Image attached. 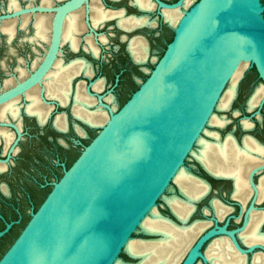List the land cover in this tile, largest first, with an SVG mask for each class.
Returning a JSON list of instances; mask_svg holds the SVG:
<instances>
[{"label": "water", "instance_id": "95a60500", "mask_svg": "<svg viewBox=\"0 0 264 264\" xmlns=\"http://www.w3.org/2000/svg\"><path fill=\"white\" fill-rule=\"evenodd\" d=\"M156 1L164 8L182 6L184 2ZM85 2L88 0H66L57 7L46 57L27 77L0 92V104L24 95L42 82L58 51L66 14ZM184 16L181 27L170 24L173 39L148 77L120 108L113 110L99 96V104L108 110L107 122L83 146L70 167L64 168L63 175L52 184L46 198L1 256L0 264H114L122 252L141 260V256L127 251L126 244L175 183L177 172L187 168L186 161L205 134L239 64L252 62L264 85L262 0H198L184 11ZM263 106L264 97L257 114ZM10 125L17 130L18 141L22 132L15 124ZM248 137L264 147L248 133L241 141L235 137L236 143L244 147ZM263 170L264 163L249 173L254 193L243 225L229 230L228 223L220 226L213 218L215 226L197 237L179 264H195L199 258L203 264H210L202 248L218 235L230 236L235 248L245 256L256 249L264 253L263 244L244 248L236 236L247 227L251 212L258 209L254 175ZM205 183L210 189V184ZM180 195L185 197L181 190ZM169 209L175 219L162 214L165 218L188 225L191 215L184 221L170 205ZM12 225L13 222L6 224L0 239ZM144 233L161 237V233Z\"/></svg>", "mask_w": 264, "mask_h": 264}, {"label": "flooded vegetation", "instance_id": "af4514ba", "mask_svg": "<svg viewBox=\"0 0 264 264\" xmlns=\"http://www.w3.org/2000/svg\"><path fill=\"white\" fill-rule=\"evenodd\" d=\"M12 1L13 0H0V55L2 56L0 57V73L3 74V77L0 81V92L11 87L18 80L27 77L43 62L51 45L52 30L55 16L57 13V7L60 4L64 3L66 0H14L16 2L15 5L12 3ZM121 1L123 3V0H89L88 9L87 4L85 2L81 8L68 12L63 21L58 51L46 75L44 76V80L42 81V83L36 84V86L26 91L24 95L14 97L9 101L0 104V167H2V169H0V231L6 227L7 223L13 222V225L9 232L6 233L0 239V245H2L7 238L14 235L17 232V227L23 224L24 221H26L25 208L24 203L22 201L25 199L27 202H29L32 207V210L30 211V219L31 213L38 209L40 204L43 202V200L46 198V196L52 189V184L58 181L63 175L64 168H69L70 165L74 162V160L78 157V155L77 157H75V153L73 150V148L78 143L76 141L77 139H74L75 137L72 139V137L74 136L73 133L75 132L80 138L83 137L82 134H88L85 126L100 127L90 125L75 115L74 106L76 94L78 92V85L80 83L83 84L84 95L88 100L92 102V104L86 108V111L91 114L99 110L105 112L108 115L107 111L102 109L99 104V96H101L102 100L108 103L110 106L113 107V105H116L118 107L115 91L123 84L122 76L128 71V68L130 66L136 68L139 66L140 69H143L144 67L142 68V66L148 60L151 54V44L149 38L143 35L130 36V33L141 27L156 26L159 28L156 37H158L159 39L167 38L170 36V32H173V29L171 28L170 23L168 22L165 16V11L179 10V12L181 11V16L183 14V11L181 9H165L164 7H160L156 0H144L147 4L152 5L151 9L142 8L137 3V0H129V2H127V5L124 6L111 5V2L120 3ZM161 1L168 4H173L179 0ZM262 2L264 4V0H262ZM186 3L187 0L185 2V5ZM181 7L184 8L183 5ZM31 8H37V10L23 11L25 9ZM132 8L136 9L140 13L130 12V9ZM99 11L106 12L108 15L107 18H100ZM72 15H75V19H73L75 22L70 24V18ZM127 18H148L149 23L137 26L132 29H126L120 25L119 21ZM111 22L113 23V27L111 28L115 29L116 31H119V33L109 32L107 36L108 38L116 36L119 40V46H110L113 55L116 56H110V58H108L105 56L107 47L104 46V42L107 41V36H105L103 34V31H100L99 29L102 26H106ZM6 23L13 24L14 32L10 33L4 30V25ZM137 38H140L147 47L148 54L145 62L137 61L131 52V41ZM122 42H125L126 44L124 50L121 46ZM60 70H76L78 72V74L71 78V81L66 89L68 91V97L66 103L64 104L58 97L49 94L45 85V80L47 79L48 75L51 72H56ZM87 71L89 72L87 73ZM97 71L105 72L106 74L96 76L94 79H89L91 75L96 74ZM21 73H25L26 75L24 77H21ZM112 73H114V77L113 83L110 85L109 82ZM11 80H13V82H11ZM8 81H10L11 83H8ZM34 88L38 89L36 95L38 98L39 105L33 107L32 111L39 110V112L28 111V106L31 104V99L27 97V93ZM88 88L93 94L89 92ZM237 94L238 93L236 92V95ZM17 99L19 100L17 102H14ZM60 107H70V110L68 112L60 111ZM247 109L249 110L248 102ZM40 112L42 113L41 120L39 117ZM58 117H63L65 119L67 125L64 129H61L57 126L56 121ZM245 118L250 119L247 116ZM71 119H73V121H71ZM11 123L15 124L22 132V136L18 141V132L13 126L10 125ZM76 123H79V125L81 126H77ZM245 129L248 128L245 127ZM65 133L67 135H65ZM216 133L219 136V133ZM231 133L232 136H229L234 141L235 145L239 148H244L236 144L234 138H237V136L233 132ZM59 134L68 137L70 136V138L66 140L62 137H58ZM228 134L225 136H222L220 134L219 137L221 138V140L219 138L217 139L214 137V140H207H218L220 143H223L225 142L227 137H229ZM10 135L11 140L8 141V136ZM254 137L257 138L256 136ZM25 139H31V141L36 142V145L32 148V151H34L36 154H39V157L41 158L42 162L33 160L35 164H39L43 169H45L43 166V161H46V165H49L50 169H54L52 173H49L48 168H46L43 173H40L36 176H34L33 172L31 173L22 171L21 173L23 178L20 177V175L15 176L12 180L8 178L12 175L14 167L15 169L18 168V164H14L12 156L18 151L23 152V150L21 149V144ZM241 139H238V141H241ZM257 139L262 142L259 138ZM43 141L49 144V147L51 148H57V150L61 152H67L68 156L64 158L61 155H55L53 160H46L44 157L45 151L40 149L43 147L41 145ZM262 143L264 144V142ZM2 151L5 153L4 155L2 154ZM29 156L30 158L32 157L31 154H29ZM198 160L199 159L196 157V161L200 166L199 174H196L192 171L190 172L193 175L195 174V176L197 177V181L203 183V186L206 188V192L202 197H200V199H197L195 201V207L197 206L196 203L206 197L209 193H218L219 183L222 184L221 186H223V188H226V185L231 184L232 189L229 193V197L231 200L234 201L233 203L237 204L240 207L237 214L232 213L235 206L226 203L220 198L212 199L210 204L212 207V211L214 212V218L218 220V224L220 223V220L225 218L224 223L219 224L220 226L224 225L225 223H228L227 229L229 230L241 227L244 222L245 212L251 203L252 195L254 193H252L253 188L251 189L252 186L250 184L249 177L246 178V182L248 188L251 191V194L247 201H243L234 196L236 185L234 189V179H232L233 177L230 178L226 176H215V174L212 175L213 173L211 172L212 174H210ZM12 162L15 166L10 168V164H12ZM58 168L62 169L61 175L56 170ZM203 173L207 175L208 179L203 177ZM52 174L56 175V180L54 181L51 180ZM262 174H264V170L254 175V181L257 187H259V190L262 179H259V176ZM205 181L210 184V189L208 188V191ZM21 182H23L27 186V190L22 192V194L18 197L13 185L16 183L20 184ZM48 188H50V190L46 192V189ZM224 194L226 195V193ZM16 198H20V202H17ZM263 199L264 197L261 199L260 192V202ZM260 202L257 200L256 206L258 207V211L252 213L249 223L251 222V218L253 215L262 212L264 213V206H260ZM217 203L222 206V212H225L222 217L219 216L216 211L215 205ZM241 207H243L242 213ZM207 211L208 209H204V212ZM172 218L175 219L173 215ZM29 219L26 221L23 228L25 227ZM195 221V223L209 222V224L205 227L204 230H206V228L208 230L214 227L216 224L215 221L211 222V220L206 219H196ZM232 221H235L236 223L240 222V224L236 227H233L231 225ZM248 227L249 224L244 231H240L241 233H236L240 245L244 248L257 244L264 245V243L261 242L247 244L243 240L241 235L248 230ZM260 227L261 228H259V234L264 235V217ZM204 230H202L201 233ZM21 231H19L17 236L20 234ZM221 236L224 237L223 235H218L207 241L203 246V251L208 250V246H210L214 241L222 238ZM16 237L14 238V240L16 239ZM197 237L195 239H197ZM224 238L227 240L228 249L233 253L237 254L239 258V264H264V253L261 249H256L254 250V252L249 253L245 257H242V255L238 251H235L229 239L227 237ZM209 260L212 264V260L210 258Z\"/></svg>", "mask_w": 264, "mask_h": 264}, {"label": "bare ground", "instance_id": "6f19581e", "mask_svg": "<svg viewBox=\"0 0 264 264\" xmlns=\"http://www.w3.org/2000/svg\"><path fill=\"white\" fill-rule=\"evenodd\" d=\"M50 1V0H44ZM196 0H186L183 2V7H166L165 9H181L183 14L181 16V11H165V16L168 22L171 25L181 27L184 19V11L190 7ZM89 2V0H88ZM87 4V9L89 8V3ZM12 3L15 5L16 2L13 0ZM137 3L142 8L151 9L152 5L147 4L144 0H137ZM83 6V5H82ZM81 6V7H82ZM79 7V8H81ZM77 8V9H79ZM75 9V10H77ZM51 10V9H50ZM100 18H107V13L104 11H99ZM18 14V13H16ZM75 15H72L70 18V24L74 23ZM120 25L126 29H132L137 26H141L149 23L148 18H127L119 21ZM4 30L8 32H14V26L11 23H6L4 25ZM130 49L135 59L139 62H145L147 59V47L140 38L134 39L131 41ZM153 61H156V57H153ZM247 65V61L241 62L237 69L235 70L232 78L227 86L226 90L222 94L219 102L218 108L227 109L229 108L234 96L237 92V83L243 73L244 67ZM89 71H87L88 73ZM78 74L76 70H60L56 72H51L47 79L45 80V85L49 94L58 97L62 103H66L68 97V91L66 90L71 78ZM26 74L21 73V77H24ZM44 80V79H43ZM42 80V81H43ZM13 82V80H11ZM8 81V83H11ZM42 83V82H41ZM40 83V84H41ZM36 86V85H35ZM33 88V87H32ZM37 88L32 89L27 93V97L31 99V104L28 106L29 112H39V110L32 111L33 107L39 105L37 98ZM83 84L78 85V92L76 94L74 113L75 115L93 126L104 125L108 118L105 112L96 111L94 113H88L86 108L92 104L90 100L84 95ZM26 93V92H25ZM21 96V95H19ZM249 99V110L255 108L264 97V85L257 87L255 92L251 95ZM17 99L14 102H17ZM101 106V105H100ZM102 109L106 110L101 106ZM113 110H116L118 107L116 105L111 106ZM40 120L42 119V113H39ZM44 120V119H43ZM249 120V119H245ZM250 121V120H249ZM244 121V126L246 128L252 127L251 121ZM57 126L61 129L66 127V121L63 117L57 118ZM227 123V118L225 116H217L216 113L212 115L209 120V124L224 126ZM205 133L214 138H219L221 140L220 133L219 136L216 132L210 131L207 128L204 130ZM232 134H228V136ZM214 137V138H213ZM234 138V136H233ZM252 138V137H251ZM248 138L245 140L244 148H239L235 145L234 141L229 137L225 142L220 143L217 141H210L202 136L198 140V149L192 151L193 154L205 165V167L217 176H226L233 177L235 179V193L234 196L243 201H247L250 197L251 191L247 186L246 178L249 177V171L259 165L264 163V147L262 148L259 143L257 144L253 139ZM11 140V135L8 136V141ZM235 140V138H234ZM236 142V140H235ZM237 144V143H236ZM238 145V144H237ZM239 146V145H238ZM2 169V167H0ZM186 167H182L174 177L175 183L180 188L181 192L185 197H180L177 195H172L166 197L167 202L172 207L175 214L182 220L186 221L189 218V215L193 212L195 208L194 201L202 197L206 188L203 186V183L197 181V177L193 175L190 171H186ZM206 184V183H205ZM207 191L208 185L206 184ZM251 187V186H250ZM252 189V187H251ZM260 192L261 199L264 197V176L261 179L260 190L258 187V201L260 202ZM253 193V189H252ZM216 211L219 216H223L225 212H222V206L217 203L215 205ZM258 210H253L250 214V217L253 212ZM264 213H258L252 216L251 222L249 224L248 230L243 233L241 236L247 244L254 243H264V235L259 234V228L262 223ZM250 221V218H249ZM209 224V222H200L192 224H175L171 220L165 218L157 208L152 210V212L144 218L141 223V227L144 231L150 233H161V237L157 239H140L134 240L131 238L127 244L126 249L133 255L141 256V260L137 263L124 262L121 259L117 260L114 264H179L189 248H191L196 237L201 233L202 230ZM248 226V225H247ZM247 228V227H246ZM245 228V229H246ZM244 229V230H245ZM242 230V231H244ZM241 231V232H242ZM240 232V233H241ZM227 237L232 243V239L228 235H223ZM222 237V236H221ZM222 237L214 241L208 250H206V256L212 260V264H239V258L237 254L233 253L228 249L227 240ZM235 251H238L242 257H245L238 249L235 248ZM208 258V260H209ZM210 261V260H209ZM202 264V263H200ZM211 264V262H210ZM256 264V263H255Z\"/></svg>", "mask_w": 264, "mask_h": 264}, {"label": "rangeland", "instance_id": "374dc122", "mask_svg": "<svg viewBox=\"0 0 264 264\" xmlns=\"http://www.w3.org/2000/svg\"><path fill=\"white\" fill-rule=\"evenodd\" d=\"M198 1V0H196ZM195 1V2H196ZM127 2H129V0H123L120 3H115V2H111V5L113 6H124L127 5ZM194 2V3H195ZM193 3V4H194ZM192 6V5H191ZM189 8V7H188ZM130 12L132 13H140L138 12L136 9L132 8L130 9ZM153 14V13H152ZM113 27V23H109L106 26H102L99 30L103 31V34L105 36L108 35L109 32H113V33H119V31H116L115 29L111 28ZM158 27H141L138 28L136 30H134L133 32L130 33L131 35H143L149 38L150 44H151V54L150 57L148 58V60L144 63V65L142 66L143 69H140V67L138 66L133 67L130 66L128 68V71L126 73H124V75L122 76V81L123 84L122 86H120L119 88L116 89L115 93H116V97H117V103H118V107H120L123 103L126 102V100L133 94V92L135 90L138 89L140 83L142 81H144L148 75L149 72L154 68L157 60L163 55L165 49L167 48L168 43L173 39L174 36V31L170 32V36L167 38H161L159 39L158 37H156V34L158 33ZM23 32V31H20ZM121 33V31H120ZM110 41V42H109ZM111 45H116L119 46V40L117 39L116 36H112L110 38H108L107 36V41L104 42V46H106V52H105V56L110 58V56L115 57L116 55H113V52L111 50ZM125 42L121 43V46L123 48V50L125 49ZM0 57H2L0 55ZM153 57H156V61H153ZM105 72H99L97 71L96 74L91 75V77L89 79H94L96 76H100V75H105ZM113 74H111V78H110V82L109 84L111 85L113 83ZM3 77V74L0 73V81ZM262 80L258 75V72L256 70V68L253 66L252 62H247V65L244 67L243 73L237 83V95L234 97V99L231 102V105L229 106V108L227 109H221L217 107V110L215 111L216 115L221 117V116H225L227 118V123L224 126H218V125H211L209 124L207 129L210 131H216L219 132L222 136L227 135L228 133L233 132L237 138L240 140L241 137L246 134V133H250L254 136H256L257 138H259L262 142H264V106L262 108H260V114H257V110H259L258 105L251 109L248 110L247 109V102L249 100L250 97H252L251 95L255 92V90L257 89V87L261 86ZM60 111H65L68 112L70 110V107H65V108H61L59 109ZM237 111V113H236ZM239 111V112H238ZM63 113V112H62ZM250 117V121L253 123V126L245 129L244 126V120L246 119L245 117ZM71 121H73V119H71ZM259 124V125H258ZM85 128L87 129V133L86 135H83V137H78L77 134L74 132L73 133V137L72 139H77L76 141L78 142L77 145L73 148L74 153H75V157H77V155L80 154V152L83 149L84 145H87L91 139L97 134V131L99 130V127H87L85 126ZM65 135H67L65 133ZM58 137H62L64 139H69L70 136H64L62 134H59ZM204 138L206 139H212V137L210 135H208L207 133L204 134ZM36 142L31 141V139H25L22 144H21V149L22 151H18L15 154H13L12 159L14 161V164H18V168L13 170V173L11 176H9V179H13L15 176L20 175V177H22V171L23 172H33L34 176L43 173V171L48 168L49 173H52L53 170L50 169L49 165H46L47 162L43 161V166L45 169H43L39 164H35V162L33 160H37V161H41V158L39 157V154H36L34 151H32V148L35 147ZM43 147L40 148L41 150L45 151V159H54L55 155H61L62 157L66 158L68 156L67 152H61L59 150H57V148H51L49 147V144H47L46 142H42L41 144ZM38 146V144H37ZM198 145L195 147V150L197 151L198 149ZM38 149V148H37ZM42 151V152H43ZM22 152V153H21ZM2 154L4 155L5 153L2 151ZM29 154L32 155V157L30 158ZM42 162V161H41ZM12 162V164H10V168L15 166ZM186 166H187V170L188 171H192L196 174H199L200 172V166L196 161V156L195 154H191L189 156V158L186 161ZM58 173H62V169H56ZM47 173V174H49ZM204 178L208 179L207 175L205 173L202 174ZM264 176V174L259 176V179H261ZM23 178V177H22ZM2 180V179H1ZM15 180V179H14ZM51 180L54 181L56 180V175L51 176ZM222 184H218L219 186V192L218 193H209L206 197H204L202 200H200L199 202L196 203V207L188 221L189 223H192L193 221H195L196 219H206V220H211L214 221V212L212 211V207H211V200L214 198H220L223 201H225L226 203L235 206L234 210L232 211L233 214H237L240 207L233 203L234 201L230 199L229 197V193L231 192L232 186L231 184L226 185V188H223V186H221ZM13 187L15 188L17 195L19 197V195L22 194V192L27 190V186L21 182L16 183L13 185ZM50 190V188L46 189V192H48ZM226 193V195L224 194ZM172 195H177V196H181L180 195V188L178 187V185L176 183H173L170 188L168 189V191L166 192V197H170ZM20 198H16L17 202H20L19 200ZM24 203V208H25V219L26 221L29 219L30 217V211L32 210L31 205L29 204V202H27L25 199L22 201ZM260 206H264V199L260 202ZM204 209H208L207 212H204ZM157 210L158 212L168 215L170 217H172L171 213H170V209L167 203V200L165 197H163L162 200L159 201L158 206H157ZM26 221L23 222V224H21L20 226L17 227V232L10 236L9 238H7L4 243L2 245H0V257L4 254V252L7 250V248L9 247V245L13 242L14 238L17 236V234L19 233V231H21V229L23 228L24 224L26 223ZM225 221V218L220 220L219 224H223ZM216 222V221H215ZM213 224V223H212ZM240 224V222L236 223L235 221L231 222V225L233 227H236ZM133 237L135 238L134 240H140L142 238H157L158 236H149L146 235L144 233V230L142 228H140L138 230L137 233L133 234ZM203 251V248H202ZM121 260L122 261H128V262H137L139 261L138 258H131L128 253L126 252H122L121 253ZM202 263V259H198L196 261L195 264H199Z\"/></svg>", "mask_w": 264, "mask_h": 264}]
</instances>
